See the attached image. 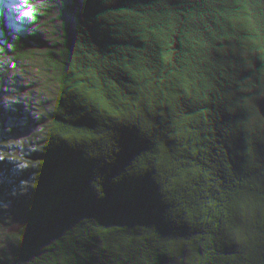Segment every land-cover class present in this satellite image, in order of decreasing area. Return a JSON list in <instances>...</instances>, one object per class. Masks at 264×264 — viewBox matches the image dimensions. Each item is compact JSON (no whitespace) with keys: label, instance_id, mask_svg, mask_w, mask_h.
I'll return each instance as SVG.
<instances>
[{"label":"water","instance_id":"95a60500","mask_svg":"<svg viewBox=\"0 0 264 264\" xmlns=\"http://www.w3.org/2000/svg\"><path fill=\"white\" fill-rule=\"evenodd\" d=\"M221 44L264 75V0H0V264H168L149 259L176 238L154 226L152 178H135L143 146L121 121L177 90L210 100ZM180 107L178 155L192 163L174 203L191 200L204 227L178 264H232L236 250L205 228L242 190L264 199V144L249 168L211 103Z\"/></svg>","mask_w":264,"mask_h":264},{"label":"clouds","instance_id":"9594fccd","mask_svg":"<svg viewBox=\"0 0 264 264\" xmlns=\"http://www.w3.org/2000/svg\"><path fill=\"white\" fill-rule=\"evenodd\" d=\"M221 49L223 70L217 71L223 77V84L215 75L209 74V78L215 81L210 90V100L198 102L177 90L171 101L158 98L155 105L143 103L126 109L121 121L136 132L143 146V162L135 178H152L160 205L154 226L162 236L176 238L171 248L155 245L153 252L148 254L149 259L152 254L165 255L169 258L168 264H178L181 253L193 243L187 238L193 236L196 228L204 227L196 204L187 199L179 205L174 203L185 187L181 171L186 172L192 163L186 155L183 158L178 155L180 150L188 147L184 141H177L176 116L183 111L181 105L191 107L193 103H211L216 130L224 146L229 147L236 140L242 142L244 148L240 155L249 168H256L260 160L257 146L264 144V111L260 108L264 102V75L254 73L248 54L236 50L231 44H221L216 50ZM174 87L178 89L179 85ZM173 141L178 143L176 150H173ZM183 179L191 180L193 177L185 176ZM242 191L235 203L231 199L225 201L231 208L230 213L211 222V228H205V233L211 231L218 246L236 250V255L230 258L232 264H264V199ZM170 209H176L174 214H170ZM162 225L177 231L165 232Z\"/></svg>","mask_w":264,"mask_h":264},{"label":"snow or ice","instance_id":"6c2138e0","mask_svg":"<svg viewBox=\"0 0 264 264\" xmlns=\"http://www.w3.org/2000/svg\"><path fill=\"white\" fill-rule=\"evenodd\" d=\"M262 51H264V49H262ZM114 115H120V114H114ZM126 129L131 131V132H133L135 134L136 139L138 140L137 134H136V132L133 129H130V128H126Z\"/></svg>","mask_w":264,"mask_h":264}]
</instances>
